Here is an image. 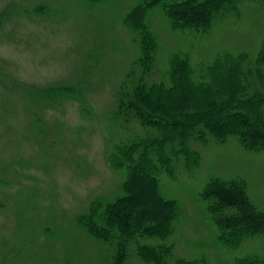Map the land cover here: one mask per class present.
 <instances>
[{
    "label": "rangeland",
    "instance_id": "obj_1",
    "mask_svg": "<svg viewBox=\"0 0 264 264\" xmlns=\"http://www.w3.org/2000/svg\"><path fill=\"white\" fill-rule=\"evenodd\" d=\"M88 1L0 0V264H112V247L87 232L78 217L95 200L120 194L130 161L123 153L153 129L113 117L122 82L139 55L124 21L137 0ZM236 2L206 34L174 31L153 11L156 64L168 66L173 52L188 54L198 80L209 79L225 93L223 107L261 122L262 75H254L243 95L235 68L212 74L206 67L224 51L248 52L251 60L264 52V0ZM249 60L240 59L248 68ZM151 76H161L156 65ZM60 86L69 88L39 92ZM189 142L186 161L199 166L161 176L163 192L182 209L176 231L144 240L170 248L133 247L120 264H154L160 256L172 263L264 264V234L224 245L199 197L211 176H240L264 211V150L246 149L235 139Z\"/></svg>",
    "mask_w": 264,
    "mask_h": 264
},
{
    "label": "trees",
    "instance_id": "obj_2",
    "mask_svg": "<svg viewBox=\"0 0 264 264\" xmlns=\"http://www.w3.org/2000/svg\"><path fill=\"white\" fill-rule=\"evenodd\" d=\"M236 1L137 0L126 13L124 21L134 34L139 55L122 82L119 104L113 117L115 120L138 121L142 126L153 129V132H149L146 139L133 144L132 150L123 153L130 161L125 165L128 172L120 194L109 201L95 200L90 209L78 217L79 224L87 232L112 247V264H120L133 247L137 252L142 248L146 252H153L152 248L157 251L170 248L144 240L168 237L176 231L182 209L177 199L163 192L161 176L163 173L174 175V171L181 166L189 172H194L199 166V162L188 164L186 161L191 139L199 138L203 143L215 140L220 144L235 139L246 149L264 150V114L260 116V122L241 109L223 107L220 101L224 99L223 90L220 86H213L209 79L202 78L199 82V71L186 53L169 54L168 66L156 64L160 43L150 21L153 11L158 10L174 31L206 34L215 22L222 20L227 11L233 8L229 2ZM244 57L249 60L251 56L248 52L237 55L224 51L218 54L213 64L206 67L210 68L212 74L215 69L237 68L233 74L240 81L244 95L249 89L247 83L254 79V75L260 78L264 74V52L249 60L253 69L243 65L248 62L240 61ZM220 58H225L224 61L228 58L232 62L227 65ZM155 65L161 74L158 80L151 79ZM262 76L260 80L264 88ZM225 87L228 85L225 84ZM68 88L49 87L39 92L50 94L60 90L64 93ZM149 144L153 145L147 148ZM195 153L198 154V151ZM179 156H183L184 161L181 162ZM199 197L205 202L216 225L219 242L224 245L235 246L239 238L242 240L247 236L264 234V211L252 201L244 177L211 176ZM154 262L192 264L193 260L172 263L160 256Z\"/></svg>",
    "mask_w": 264,
    "mask_h": 264
}]
</instances>
